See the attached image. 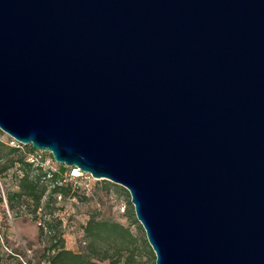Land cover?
Masks as SVG:
<instances>
[{
	"label": "water",
	"instance_id": "obj_1",
	"mask_svg": "<svg viewBox=\"0 0 264 264\" xmlns=\"http://www.w3.org/2000/svg\"><path fill=\"white\" fill-rule=\"evenodd\" d=\"M0 131L126 189L155 264H264V0H0Z\"/></svg>",
	"mask_w": 264,
	"mask_h": 264
},
{
	"label": "rangeland",
	"instance_id": "obj_2",
	"mask_svg": "<svg viewBox=\"0 0 264 264\" xmlns=\"http://www.w3.org/2000/svg\"><path fill=\"white\" fill-rule=\"evenodd\" d=\"M11 140L0 131L1 145L15 147L10 145ZM39 161L43 171L56 172L58 169L59 164L48 152H42ZM36 165L34 163L33 169ZM16 174H20L19 171L12 169L0 178V264H37L39 260L41 264H47L44 247L38 242V221H33L24 208L10 209L7 203V191L15 189ZM65 177H69V171ZM69 180L77 195L61 201L56 205L61 209L55 211V215L61 218L58 231L63 236L67 250L102 264H155V255L135 217L126 189L106 180H95L87 174ZM90 219H106L123 225L129 229L133 241L123 245L110 241L93 242V237L84 230ZM12 254L20 258H9Z\"/></svg>",
	"mask_w": 264,
	"mask_h": 264
},
{
	"label": "trees",
	"instance_id": "obj_3",
	"mask_svg": "<svg viewBox=\"0 0 264 264\" xmlns=\"http://www.w3.org/2000/svg\"><path fill=\"white\" fill-rule=\"evenodd\" d=\"M7 145V144H6ZM0 148V178L12 169L16 174L15 189L7 191V203L10 209L24 208L33 221H38V242L43 245L44 257L47 264H102L94 262L90 258L85 259L82 254H74L64 246L62 234L58 231L61 218L55 215L56 205L67 198H75V188L70 177L66 178V172L70 171L63 165H59L56 172L43 171L37 163L28 161V154L36 150L31 146H23V149L9 145ZM2 202V199L0 198ZM40 212V213H39ZM132 215H130L131 217ZM41 220V221H40ZM87 235L95 241H110L120 245L131 243L132 235L128 228L110 220L90 219L85 228ZM129 243V244H130ZM20 258L12 254L11 259ZM105 259V258H104ZM102 259V260H104ZM137 262H124V264H136ZM37 264H41V260Z\"/></svg>",
	"mask_w": 264,
	"mask_h": 264
},
{
	"label": "built area",
	"instance_id": "obj_4",
	"mask_svg": "<svg viewBox=\"0 0 264 264\" xmlns=\"http://www.w3.org/2000/svg\"><path fill=\"white\" fill-rule=\"evenodd\" d=\"M10 145H12V146L15 145V147L23 149V146L20 145L19 143H17L15 140H11ZM41 154H42V152H40V151H35L34 153L28 154V161H30L32 163H39L40 162L39 159L41 158ZM82 175H84V174L81 173L78 169L70 168V171H69V177L70 178H76V177H80Z\"/></svg>",
	"mask_w": 264,
	"mask_h": 264
}]
</instances>
